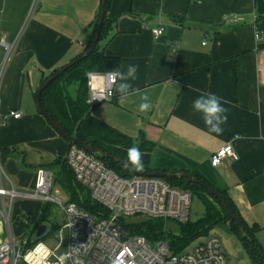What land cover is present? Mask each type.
Returning <instances> with one entry per match:
<instances>
[{"label":"crops","instance_id":"obj_1","mask_svg":"<svg viewBox=\"0 0 264 264\" xmlns=\"http://www.w3.org/2000/svg\"><path fill=\"white\" fill-rule=\"evenodd\" d=\"M100 5L0 0V47L10 48L0 78L1 161L23 175L21 186L30 177L33 188L38 167L65 157L69 142L39 112L35 92L44 77L83 52ZM254 15L264 23L256 0H108L104 52L119 59L121 71L137 65V78L127 96L113 86L112 99L91 114L146 143L151 171H184L225 192L264 264V46L253 37ZM157 27L163 32L155 37ZM201 94L227 101L222 134L210 133L193 110ZM145 95L152 108L141 112ZM10 110L21 116L3 122ZM227 143L237 158L212 166L211 155Z\"/></svg>","mask_w":264,"mask_h":264},{"label":"built area","instance_id":"obj_2","mask_svg":"<svg viewBox=\"0 0 264 264\" xmlns=\"http://www.w3.org/2000/svg\"><path fill=\"white\" fill-rule=\"evenodd\" d=\"M256 1L264 4V0ZM253 28L256 44L264 46V25L255 15ZM151 32L157 37L162 34L163 27L153 28ZM6 49L8 55L9 46ZM4 66L5 61L0 67V78ZM106 73H87V103L99 104L112 99L113 88L109 95ZM9 116L19 118L21 112L8 111L2 117L3 122ZM226 158H237L229 143L211 155L210 163L216 166ZM64 160L75 182L87 191L90 201L98 204L102 211L92 214L71 201L66 206L61 205L58 199L49 195L54 174L47 168L36 169L34 190L27 193L4 188L0 173V264H60L57 251L61 246L65 253H70L65 264H228L216 237L200 241L191 251L173 252L166 243L150 242L125 226L128 219L138 217L186 222L191 204L189 191L158 176L118 174L96 153L74 143L69 144ZM17 195L58 204L64 213L62 228L67 230L66 241L61 239L51 247L24 237L15 239L10 232L9 218L12 200ZM6 196L9 197L8 205Z\"/></svg>","mask_w":264,"mask_h":264},{"label":"trees","instance_id":"obj_3","mask_svg":"<svg viewBox=\"0 0 264 264\" xmlns=\"http://www.w3.org/2000/svg\"><path fill=\"white\" fill-rule=\"evenodd\" d=\"M260 5L261 11H263L264 4ZM107 6L108 0H106L105 9ZM99 12L96 16L93 30L88 36V40L83 52L72 60L82 56V54L89 48L95 32ZM109 29L110 21L104 15L99 33V39L95 45V48L86 56L74 63L71 67L66 69L65 72H63L58 78L52 81L42 91L40 102L46 113L52 117V119L66 133L90 144L95 149L118 157L123 162L127 157V149L131 146V143L134 142L138 144L141 152H143V159L145 160V163L143 170L137 171H151L146 164L150 150L149 147H146V143L134 140L130 136L123 134L122 132L92 116L91 113L96 104H89L86 102L88 97L87 73L93 72L103 74L111 69L118 68L119 66V59L117 57L109 56L104 52V45L107 42L105 38L109 33ZM59 68L54 69L49 75L44 77L42 82L54 72L59 70ZM96 155L108 167L115 170L118 174L126 176L130 175L127 168L121 163L115 161L113 158L104 157L99 153H96ZM63 162L66 165L65 160H63L62 163ZM58 163H61V161ZM66 167L67 169H63V167H61L60 170L65 174V176H71L72 182L69 180V178L66 179L68 182L67 186L72 191L71 202H75L77 205L92 214L97 213L99 210L102 211L98 204H94L90 201L87 191L75 182L70 169L67 165ZM193 176L196 177L198 181L212 187L228 203L234 215L244 228V232L248 235V237H244L242 241L244 246L248 250L254 263L260 264L261 255L258 244L252 235L251 229H249L242 220L231 199L225 194V192L216 188L212 183L200 178L199 176ZM164 180L173 186L189 191L191 195H198L204 205L203 216L195 222H190L189 219L184 223H178L170 220L171 225L168 227H165V224H167L165 219H149L144 217L137 218L130 222H124L125 226L129 230L144 236L150 242L155 240H166L168 247L173 252L182 251L190 241L194 240L200 235L207 234L209 228L215 223L228 222L231 228L239 235V229L230 219L220 201L210 192H208L207 189L204 188L200 183L192 182L186 178L178 176L164 178ZM78 191L85 192L87 197H85L83 201H81L77 196ZM44 207L45 206H43L39 218L43 216Z\"/></svg>","mask_w":264,"mask_h":264},{"label":"rangeland","instance_id":"obj_4","mask_svg":"<svg viewBox=\"0 0 264 264\" xmlns=\"http://www.w3.org/2000/svg\"><path fill=\"white\" fill-rule=\"evenodd\" d=\"M6 54L7 49L1 46V65L7 59L5 57ZM134 144L136 143H131V146H133ZM27 153L31 154L32 152L28 150ZM63 160H59L61 161V163H57V166L49 165L48 167H46L51 170V172H53L54 174V180L49 195L58 199L61 205L66 206L68 202H70L72 199V191L68 188V182L66 179L69 178L71 182L72 179L70 175L67 177L60 170L61 167H63V169H67L64 162L62 163ZM144 161L145 160L143 159V163H145ZM11 167L9 166L8 162L4 163L1 161L0 173L3 187L6 189L13 188L18 192L20 191L25 193L33 191L34 187L31 188L30 177L26 178L27 183H24L25 185L22 184L23 186H21L22 182L20 181V179L23 175H17L16 173H14V169ZM26 169L29 172L32 171L31 167H27ZM77 196L81 201H83L85 197H87L84 191H78ZM5 201L8 205V196H6ZM1 205L2 203L0 199V207ZM43 206H45L44 213L43 216L39 218ZM203 214L204 205L202 200L199 198L198 195H191V204L188 217L189 221L195 222L199 218H201ZM0 218H2L1 213ZM135 219L137 218L128 219L126 222H130ZM64 220L65 218L62 208L58 204H55L53 202H46L40 199L30 198L24 195H17L12 200L9 224L11 235L17 240L21 237H24L29 239L31 242H44L45 244L53 247L56 243L61 241V239L64 241H66L67 239V230L62 228ZM165 221L167 223L165 224V227L171 225L170 220ZM41 224L48 225V231L41 237L37 238L35 236V232ZM209 237H216L218 239L220 251L223 253L228 264H255L248 250L240 239L239 235L231 228L228 222H220L213 224L209 228L207 234L200 235L199 237L190 241L182 251H191L193 247H195L200 241H203ZM154 242H157V240L153 241V243ZM162 242L166 243V240H163ZM57 252L59 255L65 253L64 246H61Z\"/></svg>","mask_w":264,"mask_h":264},{"label":"clouds","instance_id":"obj_5","mask_svg":"<svg viewBox=\"0 0 264 264\" xmlns=\"http://www.w3.org/2000/svg\"><path fill=\"white\" fill-rule=\"evenodd\" d=\"M138 66L130 64L126 71H121L120 67L109 70L105 75L108 79V94L111 95L113 86L115 91L121 97L129 94L132 85L130 81L137 78ZM142 103L139 105L141 112H148L152 108L147 95L141 97ZM227 101L222 103L220 97L215 94H201L193 101V110L202 115L203 122L210 133L217 135L222 134L224 125L227 122L228 109L223 106ZM143 153L138 144H134L127 149V157L124 161L125 167H131L134 170H143ZM71 247V246H70ZM70 253H63L57 259L60 264H65Z\"/></svg>","mask_w":264,"mask_h":264},{"label":"water","instance_id":"obj_6","mask_svg":"<svg viewBox=\"0 0 264 264\" xmlns=\"http://www.w3.org/2000/svg\"><path fill=\"white\" fill-rule=\"evenodd\" d=\"M105 5H106V0H101V8H100V12H99V17L97 20V24L95 27V32L92 38V41L89 45V48L82 54V56H80L79 58H76L72 61H69L68 63H66L65 65H63L61 68H59V70H57L56 72H54L52 75H50L49 77H47L37 88L36 92H35V102L37 105V108L39 110V112L42 114V116H44V118L48 121V123L52 126V128L62 137L64 138L67 142L69 143H74L77 144L79 146H81L82 148L86 149L87 151H89L90 153H99L104 157H108V158H113L115 161L121 163L123 166L124 162L119 159L118 157L112 156L106 152L100 151L98 149L93 148L90 144L83 142L79 139H77L75 136L69 135L68 133H66L53 119L52 117H50L46 111L44 110V108L41 105L40 102V96L42 91L52 82L54 81L56 78H58L63 72H65L66 69H68L69 67H71L74 63H76L77 61H79L82 57L86 56L88 53H90L94 48L95 45L99 39V33L101 30V25L103 22V18L105 15ZM128 172L130 174H145V175H151V176H158V177H162V178H171V177H182V178H186L187 180H190L192 182H198L200 183L204 188L207 189L208 192H210L213 196H215L220 203L222 204V206L225 208L226 213L228 214V216L230 217V219L235 223V225L237 226V228L239 229V237L240 239L243 241L244 237H248V235L244 232V228L242 227V225L240 224L239 220L236 218V216L234 215L233 211L231 210V208L229 207L228 203L224 200V198L218 194L212 187L204 184L203 182L198 181V179L196 177H194L193 175L188 174L187 172L184 171H171V172H164V171H144V172H139L137 170L132 169L131 167H126ZM48 231V225L46 224H41L36 232H35V236L37 238L41 237L42 235H44L46 232ZM250 238V237H249Z\"/></svg>","mask_w":264,"mask_h":264}]
</instances>
